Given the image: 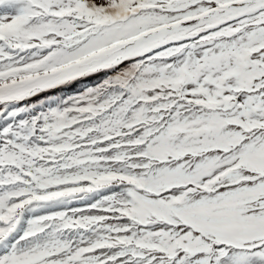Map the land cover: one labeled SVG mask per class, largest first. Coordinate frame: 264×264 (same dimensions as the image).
<instances>
[{
  "label": "snow or ice",
  "instance_id": "snow-or-ice-1",
  "mask_svg": "<svg viewBox=\"0 0 264 264\" xmlns=\"http://www.w3.org/2000/svg\"><path fill=\"white\" fill-rule=\"evenodd\" d=\"M0 264H264V0H0Z\"/></svg>",
  "mask_w": 264,
  "mask_h": 264
}]
</instances>
